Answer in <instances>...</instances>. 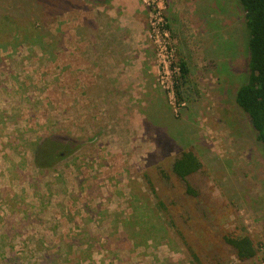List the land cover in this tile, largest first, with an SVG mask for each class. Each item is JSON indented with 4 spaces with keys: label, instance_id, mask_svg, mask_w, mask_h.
<instances>
[{
    "label": "rangeland",
    "instance_id": "1",
    "mask_svg": "<svg viewBox=\"0 0 264 264\" xmlns=\"http://www.w3.org/2000/svg\"><path fill=\"white\" fill-rule=\"evenodd\" d=\"M241 17L233 0H0V264H264ZM184 150L201 161L185 181Z\"/></svg>",
    "mask_w": 264,
    "mask_h": 264
},
{
    "label": "trees",
    "instance_id": "2",
    "mask_svg": "<svg viewBox=\"0 0 264 264\" xmlns=\"http://www.w3.org/2000/svg\"><path fill=\"white\" fill-rule=\"evenodd\" d=\"M233 1L242 16L239 37H235L233 48L237 54L238 48H241L246 56L245 67L240 75V84L235 92V103L249 118L256 140L264 152V0ZM177 68L175 88L176 95L180 96L184 92L183 86L189 82L190 67L187 61L180 59ZM54 145L57 144L54 143ZM50 150L46 147L44 151L46 157L49 156ZM200 168L201 161L192 150L182 151L173 163L175 175L184 181ZM1 246L0 251L3 252L5 249ZM247 246V252L243 253L238 245H235L242 262L248 260L253 254L252 246Z\"/></svg>",
    "mask_w": 264,
    "mask_h": 264
},
{
    "label": "crops",
    "instance_id": "3",
    "mask_svg": "<svg viewBox=\"0 0 264 264\" xmlns=\"http://www.w3.org/2000/svg\"><path fill=\"white\" fill-rule=\"evenodd\" d=\"M115 73H118V71H115ZM99 74H101V73H99ZM99 82H102V81H101V78H98V83H99Z\"/></svg>",
    "mask_w": 264,
    "mask_h": 264
}]
</instances>
